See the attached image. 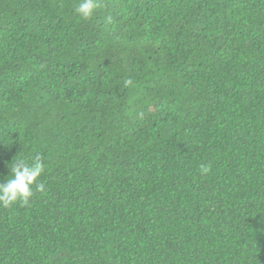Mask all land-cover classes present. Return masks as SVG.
<instances>
[{"label": "trees", "instance_id": "trees-1", "mask_svg": "<svg viewBox=\"0 0 264 264\" xmlns=\"http://www.w3.org/2000/svg\"><path fill=\"white\" fill-rule=\"evenodd\" d=\"M78 2L0 0V264H264V0Z\"/></svg>", "mask_w": 264, "mask_h": 264}, {"label": "clouds", "instance_id": "clouds-1", "mask_svg": "<svg viewBox=\"0 0 264 264\" xmlns=\"http://www.w3.org/2000/svg\"><path fill=\"white\" fill-rule=\"evenodd\" d=\"M98 0H79L75 11L83 19H91L99 8ZM126 85H131L132 81L127 80ZM11 174L5 182H0V205L5 207L22 202L28 204L36 191H43L45 185L38 183L41 175L45 171V162L41 155L37 154L31 161L20 157L11 164ZM210 172V165H201V173Z\"/></svg>", "mask_w": 264, "mask_h": 264}]
</instances>
